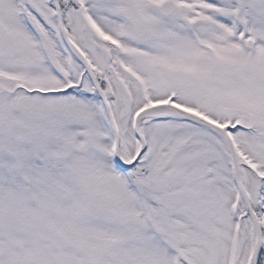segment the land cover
Instances as JSON below:
<instances>
[{
	"label": "snow or ice",
	"instance_id": "1",
	"mask_svg": "<svg viewBox=\"0 0 264 264\" xmlns=\"http://www.w3.org/2000/svg\"><path fill=\"white\" fill-rule=\"evenodd\" d=\"M0 264H264V0H0Z\"/></svg>",
	"mask_w": 264,
	"mask_h": 264
}]
</instances>
